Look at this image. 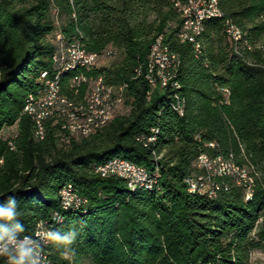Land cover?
<instances>
[{
  "label": "trees",
  "instance_id": "obj_1",
  "mask_svg": "<svg viewBox=\"0 0 264 264\" xmlns=\"http://www.w3.org/2000/svg\"><path fill=\"white\" fill-rule=\"evenodd\" d=\"M176 2L184 0H0V207L15 200L14 216L0 218V244L32 236L42 222L59 237L44 246L50 264L84 257L95 264H250L251 253L264 250V0H219L223 15L207 22L200 56L179 38ZM226 18L245 33L237 51ZM58 34L88 52L114 49L121 57L64 72V93L74 96L70 84L80 75L127 83V111L67 142L60 119L49 118L38 141L24 105L41 88L42 73L55 71ZM158 35L179 54L182 115L171 108L172 91L144 77ZM155 128L154 142L141 139ZM202 153L244 169L251 198L237 174L219 178L215 196L190 192L185 179L203 173L196 166ZM115 157L153 173L151 188L131 190L124 179L94 171ZM69 184L86 199L77 209L62 205ZM18 259L3 253L0 264Z\"/></svg>",
  "mask_w": 264,
  "mask_h": 264
},
{
  "label": "bare ground",
  "instance_id": "obj_2",
  "mask_svg": "<svg viewBox=\"0 0 264 264\" xmlns=\"http://www.w3.org/2000/svg\"><path fill=\"white\" fill-rule=\"evenodd\" d=\"M176 6L181 13L183 22L179 33V38L181 42H189L194 46L196 56H200L205 54L206 46L203 39V35L206 31L207 22L214 18L222 17L223 13L221 11L219 0H208V6L210 8H214V13L208 14L206 18H201L200 23L196 26L193 21H188V17H186V11L183 9H190L192 6V0H184L183 3L176 2ZM183 8V9H182ZM225 32L231 39V31L230 27H234L235 34L233 35V43L235 46V51H237V47L240 44L241 40H243L244 32L241 28H239L232 19L228 18L224 21ZM192 36V39L189 37ZM58 40V48L55 53H59L62 51V58H71V54H76V41L83 46L80 40H73L67 42L64 40V37L60 39V35H57ZM157 47L160 48V54L163 56L164 62V70L169 71V73H176V69L180 64L179 54L172 51L169 46L164 42V38L162 35H158L154 41ZM152 44V45H153ZM85 49V48H84ZM114 49H108L102 54H97L93 52H87L90 54H94V61L98 62L101 58L112 56L110 55V51ZM150 55L151 48L149 54V63H150ZM53 61V56H52ZM55 71L52 75H49L46 72V76L42 77V86L41 88H48V86H53V90L55 91V99L54 100V108H50L42 118L40 119L38 108H31L36 102V94H31L27 97L24 105V113L29 115L34 124L33 135L36 140H44L46 135V121L49 118L57 117L61 121V141L67 142V139L70 138L71 135H81L88 136L104 125H106L116 114L118 108L124 104L125 100V90L126 88H120L119 85L107 84L100 78L98 79V87H96V78L87 79L83 77L82 83L86 85L84 93L81 94V91L78 89H74V96L69 98L66 93H64L61 85V75L64 72L72 71L77 68L93 70L90 69L89 65H84V63H72L68 65V59H61V61H53ZM169 73L161 72V77L157 79V86L161 88H167L172 91L170 93V103L171 108L177 111L180 115L184 112V99L179 94L178 88L180 87L179 82L173 77V82H169ZM155 87V86H154ZM98 88H105L108 92H112V94L103 95L102 90H98ZM227 91L225 94H227ZM229 95V94H228ZM113 96H116L117 104H113ZM229 98V97H228ZM174 100L175 103L174 104ZM227 102V101H226ZM114 113V114H113ZM57 120V119H56ZM59 121V122H60ZM84 122H89L86 125V129L79 130V127H84ZM158 129H152L153 134H149L147 138L142 137L141 139L147 142H154L156 140V133ZM214 147V144H213ZM163 153L157 155L156 163H155V171L158 172L160 167L158 161L162 159ZM229 158V157H228ZM113 164H125L131 167H139V177L142 178L141 181H134L132 184H128V178H122L126 181L128 187L131 190H136L139 187H147L151 188L153 182V173L146 170L145 167L132 163L129 160L124 158L115 157L106 161L105 163L98 164L94 169H99L103 167H110ZM236 165V164H235ZM231 161L225 160L222 156L211 158L208 156V159H205V167H207V175L210 178L209 192L210 196H215L217 190L221 185L218 184L219 178H223L226 175H243V171L239 170ZM153 172V171H152ZM246 175V174H244ZM196 175H192L190 177H195ZM239 177V176H238ZM248 177V176H247ZM185 182L188 185V189L190 192H193L191 188V178H186ZM68 186V192L70 194H77L76 189L72 185ZM250 186V185H249ZM252 188L248 190L246 198H251L252 196ZM202 193V185L194 184V193ZM62 205L64 209H77L86 201H77L72 202L66 206V194L65 188L60 192ZM56 215V214H55ZM59 216V215H58ZM49 233H52V229L50 227H46L45 223H40L39 227L35 230L32 236H25L23 238H16L13 236L8 237L5 241L0 244V249L3 246V252H0V255L4 252L5 249H8V252L15 251V243H8L9 239H26V242L22 243L29 248H36V246H42L40 248V254H32L31 257H27L29 259V264H50L49 256L47 251L45 252L44 246L49 243Z\"/></svg>",
  "mask_w": 264,
  "mask_h": 264
},
{
  "label": "built area",
  "instance_id": "obj_3",
  "mask_svg": "<svg viewBox=\"0 0 264 264\" xmlns=\"http://www.w3.org/2000/svg\"><path fill=\"white\" fill-rule=\"evenodd\" d=\"M183 10L186 11V17H188V21H193V23H195L196 26L200 23L201 18H206L208 14L214 13V8H210L208 6V0H192V6L190 7V9H183ZM230 31H231V40L233 42V35L235 34L234 27H230ZM58 35H60V39L63 38L61 34ZM189 39H192V36L189 37ZM109 53L110 55H114L116 51L111 50ZM61 59H68V65L72 63H84V65H89L90 69H95L96 67H98V62L94 61V54L88 53L86 49H84V47L80 45V43L77 41H76V54H71V58H62V51H60L59 53H53V61H61ZM161 72L169 73V71L164 70L163 56H161L160 54V48L157 47L155 44H153L151 45L150 63L146 64V69L144 74L145 79L148 81L151 87L157 86V79L158 77H161ZM42 76H46V72L42 73ZM173 77H176V73H169L168 81L173 82ZM98 79L99 76H96V83H95L96 87H98ZM82 80H83V75H80V77L75 79L73 83L70 84V88H74L78 90L82 85ZM120 88H127V83H121ZM98 90H102L103 95L112 94V92H108V90H105V88H98ZM221 90L224 93L229 91L226 88H221ZM54 100L56 99H55V91L53 90V86H48V88H40L37 92L36 102L31 108H38L41 119L42 116H44L48 111H50V108H54ZM117 100L118 99H116V96H113V104H117ZM174 104L177 105V103H175V100H174ZM88 124L89 122H84V127H79V130L86 129V125ZM209 145L213 147V143H210ZM205 159H208V154L202 153L198 156L196 161L197 168L201 169L203 173H198L196 174L195 177H189V178H191V188L193 190V193H194V184H201L202 194L207 193L208 196H210V192H209L210 178L207 175V167H205ZM139 170H140L139 167H131L125 164H113V166L110 167L94 169V171L97 174H99L101 177L117 176L120 178H128V184H132V182L134 181H141L142 185H144V182H142V178L139 177ZM239 185L243 186L245 190V195H247L250 186L248 185L246 175H244V169H243V175L239 177ZM65 194H66V206L72 202L86 201V199L80 197L78 194H70V192H68V186H65ZM27 239L28 238L9 239L8 243H15V251L7 252V254L10 257V260L15 257H19L18 254L19 246L22 245V243L26 242ZM40 248H42L41 245L36 246V248H32L33 250L32 254H40ZM0 252H3V246L1 247Z\"/></svg>",
  "mask_w": 264,
  "mask_h": 264
},
{
  "label": "rangeland",
  "instance_id": "obj_4",
  "mask_svg": "<svg viewBox=\"0 0 264 264\" xmlns=\"http://www.w3.org/2000/svg\"><path fill=\"white\" fill-rule=\"evenodd\" d=\"M120 54L111 57H104L98 61V66H109L114 62H118ZM127 111L122 105L118 108L116 114H123ZM79 264H95L89 257H84ZM250 264H264V250L256 249L251 253Z\"/></svg>",
  "mask_w": 264,
  "mask_h": 264
},
{
  "label": "clouds",
  "instance_id": "obj_5",
  "mask_svg": "<svg viewBox=\"0 0 264 264\" xmlns=\"http://www.w3.org/2000/svg\"><path fill=\"white\" fill-rule=\"evenodd\" d=\"M9 207H0V218H12L14 216V205L15 200L10 197L9 198ZM19 227V226H17ZM49 236L53 239H58V234L49 233ZM8 249H5L4 252H8ZM32 249L26 247L25 245H20L18 249L19 259L16 261V264H23L25 258L30 257L32 254Z\"/></svg>",
  "mask_w": 264,
  "mask_h": 264
}]
</instances>
